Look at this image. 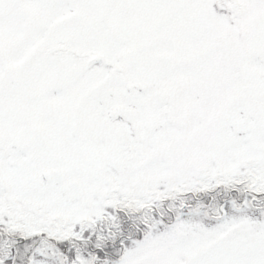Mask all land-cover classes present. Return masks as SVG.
<instances>
[{"label": "snow or ice", "instance_id": "6c2138e0", "mask_svg": "<svg viewBox=\"0 0 264 264\" xmlns=\"http://www.w3.org/2000/svg\"><path fill=\"white\" fill-rule=\"evenodd\" d=\"M0 264H264V0H0Z\"/></svg>", "mask_w": 264, "mask_h": 264}]
</instances>
